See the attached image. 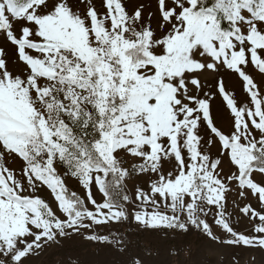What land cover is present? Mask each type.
I'll return each instance as SVG.
<instances>
[{"label": "snow or ice", "instance_id": "6c2138e0", "mask_svg": "<svg viewBox=\"0 0 264 264\" xmlns=\"http://www.w3.org/2000/svg\"><path fill=\"white\" fill-rule=\"evenodd\" d=\"M241 13L238 19H218L206 0H138L131 10L123 0H103L101 9L92 0H0V158L11 152L23 164L19 174L7 164L0 169V199L20 195L23 184L15 182L23 179L46 187L55 200L63 189L55 192L45 178L62 182L57 161L73 176L86 169L117 188L132 173L150 177L147 190L137 186V202L151 203L159 195V204L167 195L171 203L175 196L159 191V184L191 175L186 209L201 188L219 194L217 185L225 191L235 185L241 199L255 198L260 211L251 202L240 207L243 216L258 221L247 237L255 242L243 246L264 248V179H255L257 172L264 177V168L248 172L240 163L249 153L264 157V88L247 72L251 65L264 74V44L254 45L250 36L253 30L264 36V19H254L246 6ZM121 41L132 46L121 47ZM197 51L203 55L197 57ZM239 51L245 60L232 68L231 56ZM229 72L241 78L247 103L221 94ZM217 95L230 112L226 128L211 114ZM201 104L207 105L206 115ZM202 131L211 137L207 143H218L215 159L202 147ZM169 158L176 168L166 173ZM225 163L235 168L227 176ZM245 173L250 184L244 183ZM92 182L99 189L95 176L81 186L99 209ZM209 203L222 230L244 237L231 225H220V209L214 198ZM199 225L211 231L206 220Z\"/></svg>", "mask_w": 264, "mask_h": 264}, {"label": "rangeland", "instance_id": "374dc122", "mask_svg": "<svg viewBox=\"0 0 264 264\" xmlns=\"http://www.w3.org/2000/svg\"><path fill=\"white\" fill-rule=\"evenodd\" d=\"M92 2L98 9L102 8L103 0ZM123 2L131 10L138 0ZM216 5L231 19H238L242 14L241 9L245 6L253 12L254 19H264V0H251L248 5H245L244 0H216ZM237 5L241 7L237 8ZM163 31V28L159 30ZM250 36L254 45L264 44V36L255 30ZM142 40L147 43V34ZM0 44H3L2 39ZM125 46L132 45L121 41V47ZM202 55L203 52H196L197 57ZM253 58L255 59V56ZM244 60V52L239 51L232 54L229 63L232 68H236ZM247 72L264 88V74L251 65ZM225 92L235 95L239 105L248 102L243 82L236 74L229 72L224 76L221 94L224 95ZM227 98L225 96V99ZM201 107L206 115L207 105L201 104ZM210 107L214 122L219 127H228L230 112L226 110V105L219 95L210 101ZM201 136L202 147L215 159L218 143H207L211 137L205 136L203 131ZM167 162L171 164V168L164 171H174L176 165L171 158ZM240 163L251 172L253 167L264 168V157H254L249 153L247 156H241ZM5 164L13 167L18 174L19 169L23 168L19 160L12 158L11 152L0 158V169H3ZM233 171L235 168H230L229 164L225 163L222 175H230ZM56 172L63 178L62 182L53 175L45 178V182L52 186L55 192L63 189L55 200L53 192L46 187L39 183L33 185L30 180L23 179H17L15 182L17 187L23 184L20 195L15 199H0V253H8L7 256L0 255V264H14V261L22 256L23 264H264V248L243 246L255 242L247 237L254 234L253 226L258 221H253L240 212V207L246 203L251 202L257 211H260V205L251 196L241 199L235 185H232V191H225L223 185H217L219 194L216 191L209 193L201 188L200 194L192 200L193 207L186 209L185 192L192 184L191 175L159 184V191L171 193L175 199L169 203V197L166 195L165 199L157 204L156 201L161 199L159 195H154L151 203L136 200L137 186L147 190L146 181L150 178L148 176L132 173L128 180L117 188L113 186L111 179H105L99 173H90L86 169L83 170L82 176H73L66 165L59 161ZM93 176L99 182V189L97 184L92 182L91 196L96 204L100 205L99 209L90 202L87 187L81 186L82 180L84 185L88 186ZM246 177L247 173L244 183L250 184L251 181ZM255 179L261 181L264 177L257 172ZM208 183L212 181L209 180ZM192 187L195 191L197 185ZM3 190L8 193L12 191L6 187ZM140 195L143 196L144 193L141 192ZM212 198L221 212L219 224L231 225L235 232L243 233L244 237L229 236L214 222L217 213L216 208L209 203ZM104 204L108 206L104 207ZM191 220H195L196 225L190 223ZM201 220L209 223L210 232L199 225ZM181 225H186L187 230H182ZM37 236L40 238L37 239ZM228 239H236L237 243H225ZM138 240L139 246L135 244Z\"/></svg>", "mask_w": 264, "mask_h": 264}, {"label": "trees", "instance_id": "16d2710c", "mask_svg": "<svg viewBox=\"0 0 264 264\" xmlns=\"http://www.w3.org/2000/svg\"><path fill=\"white\" fill-rule=\"evenodd\" d=\"M253 1H259V0H253ZM206 5H213V7L215 9V14L217 15L218 19H223L224 18L225 14H223L224 13L223 12V9L216 8V0H206ZM135 244L137 246H139L140 240H138L137 242H135Z\"/></svg>", "mask_w": 264, "mask_h": 264}]
</instances>
